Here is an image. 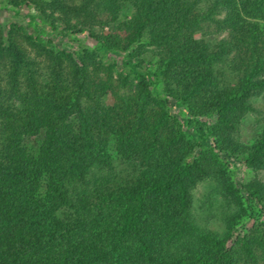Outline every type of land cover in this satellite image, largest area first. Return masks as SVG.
I'll return each instance as SVG.
<instances>
[{
    "label": "trees",
    "instance_id": "16d2710c",
    "mask_svg": "<svg viewBox=\"0 0 264 264\" xmlns=\"http://www.w3.org/2000/svg\"><path fill=\"white\" fill-rule=\"evenodd\" d=\"M26 2L56 40L0 21V264H264V221L238 228L264 181L227 170L264 168V0ZM79 33L96 47L60 44Z\"/></svg>",
    "mask_w": 264,
    "mask_h": 264
},
{
    "label": "rangeland",
    "instance_id": "374dc122",
    "mask_svg": "<svg viewBox=\"0 0 264 264\" xmlns=\"http://www.w3.org/2000/svg\"><path fill=\"white\" fill-rule=\"evenodd\" d=\"M0 21L4 24H8L10 21H16L26 27V29L31 33H37L43 38H55V32L50 30L49 26L42 21L36 14V10L29 3H23L20 5H11L8 3V0H0ZM214 28V27H213ZM210 30L206 31L208 33ZM213 32V33H212ZM74 35H65L62 38V42L60 43L63 46L74 47L75 49L80 46H89L90 48L96 47V43L93 39L88 36H85L82 33L77 35V39L73 37ZM208 36L218 37L216 29H212ZM101 52H103L101 50ZM113 55V54H112ZM116 58V56L114 57ZM154 92L162 95L161 87H154ZM176 102L178 105L174 104ZM170 102V108L172 114L181 118L182 121H185L187 118V111L184 105H181L180 102L172 100ZM264 99L261 97L255 100V105L259 109L264 108ZM262 113L259 111L249 112L244 118L241 126V138L243 141L248 142L251 141L253 136L260 128V124L263 122L261 118ZM188 130L193 133V129L188 127ZM37 137L31 136L28 138V141L31 145H35L37 143ZM117 165V168L121 166H126L121 162L120 159H115L114 161ZM227 170L234 180L236 185H240V182H246L252 178H258L264 181V168L260 170H253L250 166L244 164L241 159L238 158H230L227 164ZM210 196L213 198L214 208L208 210L206 204L209 202ZM215 193L212 191V182L211 180H202L197 183V185L193 188V206L196 217L200 224L208 225L213 228H218L219 230L222 228L221 221L219 219V212L223 208L221 198L213 197ZM244 199V198H243ZM247 212L241 216L238 222V228L243 229V231L248 230L253 222L256 221H264V213L261 209V205L254 201L248 202L246 200Z\"/></svg>",
    "mask_w": 264,
    "mask_h": 264
}]
</instances>
